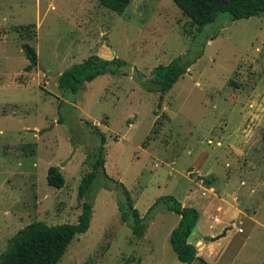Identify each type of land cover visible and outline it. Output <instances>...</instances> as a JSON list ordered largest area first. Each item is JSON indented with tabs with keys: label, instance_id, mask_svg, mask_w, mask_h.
<instances>
[{
	"label": "rangeland",
	"instance_id": "rangeland-1",
	"mask_svg": "<svg viewBox=\"0 0 264 264\" xmlns=\"http://www.w3.org/2000/svg\"><path fill=\"white\" fill-rule=\"evenodd\" d=\"M23 42L38 54L31 71ZM200 46L159 108L148 79ZM92 54L125 60L128 75L62 89L58 76ZM94 127L110 178L98 173L90 228L58 264H183L170 241L180 215L155 204L168 195L199 210L201 233L227 231L191 239L208 263L264 264L263 17L223 13L201 30L173 0H132L122 14L99 0H0V254L30 223L78 222ZM50 166L62 188L48 183ZM120 183L145 218L141 238L121 218Z\"/></svg>",
	"mask_w": 264,
	"mask_h": 264
},
{
	"label": "trees",
	"instance_id": "trees-1",
	"mask_svg": "<svg viewBox=\"0 0 264 264\" xmlns=\"http://www.w3.org/2000/svg\"><path fill=\"white\" fill-rule=\"evenodd\" d=\"M132 0H99L107 9L122 14ZM180 9L202 30L206 25L215 22L223 13H228L233 20L259 16L264 18V0H173ZM29 30L35 28L34 24L24 27ZM28 31V30H27ZM28 31L25 35L28 36ZM24 35V34H23ZM33 35L34 32H33ZM217 34H213V39ZM30 37V36H29ZM23 50L29 64L26 71L37 67L38 54L29 42L22 43ZM200 48H194L183 55H179L167 64L156 67L151 78L148 79L149 90L166 91L171 89L181 76L202 55ZM203 49V48H202ZM127 62L118 57L106 59L98 54H92L83 62L66 69L58 76L59 86L77 94L85 82H90L97 77L110 73L112 75L125 74ZM234 83V82H233ZM88 124H92L88 122ZM162 125V122H161ZM94 126V125H93ZM159 127L157 130L159 131ZM101 136L99 152L93 162L92 170L85 173L79 186V197L85 200L82 203V212L77 223H64L49 225L41 221L26 225L12 236L6 246V250L0 254V264H58L64 256L67 248L74 238L85 233L91 225L93 214V198H90L93 183L99 172L110 178L105 169L104 148L106 136L98 127L93 128ZM149 135L148 139H150ZM214 178V177H213ZM48 183L57 188H62L66 178L59 166H50L47 173ZM123 198L120 200L121 218L130 224L136 237L141 238L145 234L147 224L128 189L120 183ZM165 202L169 210L180 215L178 225L173 229L170 241L177 257L183 264H193L199 261L201 264H210L198 254L197 246L189 242V235L197 225L200 212L194 206H184L175 196L160 197L155 204ZM152 209V207H151Z\"/></svg>",
	"mask_w": 264,
	"mask_h": 264
},
{
	"label": "water",
	"instance_id": "water-1",
	"mask_svg": "<svg viewBox=\"0 0 264 264\" xmlns=\"http://www.w3.org/2000/svg\"><path fill=\"white\" fill-rule=\"evenodd\" d=\"M168 91H170V89H168V90H166V91H162L161 100H160V103H159V105H158L159 108L162 107V100H163V98H164V95H165ZM226 233H227V231H225V232L222 233V234L215 235V236H213V235H206V234L201 233V231L199 230V228H198L197 225H196V226H194V228H193V230H192V233L189 235L188 240H189V242H191V239H192V238L194 237V235L196 234V235H198L199 237L203 238L204 240H207V241H215V240L219 239L220 237H222L223 235H226ZM191 243H193V242H191Z\"/></svg>",
	"mask_w": 264,
	"mask_h": 264
},
{
	"label": "crops",
	"instance_id": "crops-1",
	"mask_svg": "<svg viewBox=\"0 0 264 264\" xmlns=\"http://www.w3.org/2000/svg\"><path fill=\"white\" fill-rule=\"evenodd\" d=\"M198 228H199V227H198ZM239 230H240V229H239ZM241 230H242V229H241ZM241 230H240V231H241Z\"/></svg>",
	"mask_w": 264,
	"mask_h": 264
}]
</instances>
